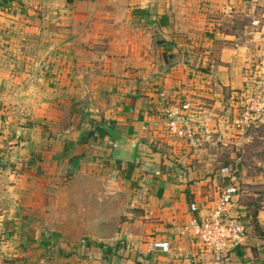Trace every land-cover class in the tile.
Listing matches in <instances>:
<instances>
[{"label":"crops","instance_id":"0c3cea01","mask_svg":"<svg viewBox=\"0 0 264 264\" xmlns=\"http://www.w3.org/2000/svg\"><path fill=\"white\" fill-rule=\"evenodd\" d=\"M263 6L264 0H0V259L19 243L24 214L53 195L64 164L81 165L110 149L133 167L130 180L139 187L144 234L133 240H148L149 248L153 240L169 242L167 250H153L160 264H264V200L237 209L234 195L226 215L246 223L242 241L220 258L202 249L191 222L213 215L229 173L215 188L213 177L162 170L170 161L160 157L161 143L154 147L162 134L152 126L185 73L204 67L211 71L207 82L244 85L247 68L264 54ZM78 53L99 61L72 64L68 57ZM98 86L110 88L114 107L77 104L91 101L90 92L97 97L91 87ZM219 114L212 105L191 117L208 126ZM127 143L135 145L133 157Z\"/></svg>","mask_w":264,"mask_h":264},{"label":"rangeland","instance_id":"374dc122","mask_svg":"<svg viewBox=\"0 0 264 264\" xmlns=\"http://www.w3.org/2000/svg\"><path fill=\"white\" fill-rule=\"evenodd\" d=\"M259 13L264 14V6ZM96 56L78 53L68 59L77 64L87 58L99 61ZM56 57L62 61L64 56ZM252 63L247 68L244 85L232 90L207 82L211 74L208 68L196 70L194 75L182 72L186 82L173 88L165 108L189 102L192 112L216 105L220 113V119L208 126L191 117L190 124L197 132L194 142L169 130L165 110H159V118L152 125L156 128L153 130L162 134L154 147L161 143L160 157L170 161L162 170L213 177L215 188L224 183L222 173H229V188L224 190L238 195L237 209L240 203H248L254 209L264 200V109L255 118V108L259 103L264 106V83L260 82L264 76V54ZM41 70L45 71L44 67ZM79 74L77 70L75 75ZM91 88L100 95L96 97L95 92H90L91 101L77 104L98 105L104 111L114 107L110 88ZM214 93L219 101L213 98ZM245 115L249 119L245 120ZM127 163L115 151L107 149L95 159L83 160L81 165L73 163L67 168L64 164L53 195L44 198L40 209H29L24 214L25 221L20 219L21 225H25L19 229L21 238H16L20 244L14 242L7 252L3 250L0 264H160L156 252L149 250L148 240H133L144 234L138 222L143 213L135 206L139 187L131 182L133 167ZM9 238L13 237L9 235Z\"/></svg>","mask_w":264,"mask_h":264},{"label":"built area","instance_id":"2783aa9c","mask_svg":"<svg viewBox=\"0 0 264 264\" xmlns=\"http://www.w3.org/2000/svg\"><path fill=\"white\" fill-rule=\"evenodd\" d=\"M260 82L261 84L264 83V76ZM255 109L257 111L255 118H257L263 114V103H259ZM191 114L189 102H184L182 106L173 105L165 109L166 125L169 130L181 138L186 137L194 142L197 139V132L195 127L190 124ZM246 119L249 118L245 115ZM232 203L233 195L223 190L213 215L200 220L195 219L190 225L193 237L198 245L202 249L213 253L217 258L222 257L232 247L238 245L245 235L246 227L244 224L240 220L226 215ZM169 247V242L164 240H153L150 244L151 250H167Z\"/></svg>","mask_w":264,"mask_h":264},{"label":"water","instance_id":"95a60500","mask_svg":"<svg viewBox=\"0 0 264 264\" xmlns=\"http://www.w3.org/2000/svg\"><path fill=\"white\" fill-rule=\"evenodd\" d=\"M126 154H128L129 156L133 157L135 154V145L134 144H126Z\"/></svg>","mask_w":264,"mask_h":264},{"label":"trees","instance_id":"16d2710c","mask_svg":"<svg viewBox=\"0 0 264 264\" xmlns=\"http://www.w3.org/2000/svg\"><path fill=\"white\" fill-rule=\"evenodd\" d=\"M252 222H253V224L256 226V213H253L252 214ZM243 224H244V226L246 225V223L245 222H243V220H240ZM88 244H91V243H88ZM96 245H98V246H102V243H97ZM118 245V244H117ZM118 247H120L119 245H118Z\"/></svg>","mask_w":264,"mask_h":264}]
</instances>
